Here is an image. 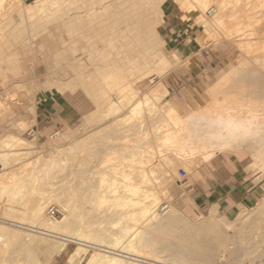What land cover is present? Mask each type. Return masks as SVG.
I'll use <instances>...</instances> for the list:
<instances>
[{"label": "bare ground", "instance_id": "obj_1", "mask_svg": "<svg viewBox=\"0 0 264 264\" xmlns=\"http://www.w3.org/2000/svg\"><path fill=\"white\" fill-rule=\"evenodd\" d=\"M82 1L84 4L85 0ZM88 1L86 0V2ZM101 1L103 2V0ZM152 1H149V3L146 5L145 1L143 0H121V4H117L119 2H116V0L115 4L113 3V0L110 6L114 4L115 6H119L122 5V3L126 5L125 3H127L128 6L126 8L128 9L129 13L127 15L126 12H124L125 15H127V18L126 22H123V27L116 28L117 30L119 29V32L115 29L118 34L116 33V35H114L115 31H113L114 29H112L115 28L112 27L114 23L111 22L113 25L109 23V27H112V31L110 30L109 32L113 33V37L109 33L107 34V30H105L106 33H104L108 35L107 38L111 36L110 39H107V43H104L106 46H104V50H100L102 53L104 51L105 54L100 53V55H97V53L95 54V52H92L94 51L92 50L93 48L91 49V46L95 44V42H97V44L99 43L98 47H100L101 41L98 42L97 38L99 37L96 36L99 35L102 39L105 36L102 31L96 36L92 35L91 37L90 35H88V37L90 36L91 38L95 37V42L92 40L90 41L91 43L88 42L90 37L89 39H87L86 36H84V38H81L82 40L86 39V42H88V45H90V47H87L90 49H87L86 46L85 49L89 52L91 50V52L95 54L94 57L92 53L88 52L89 54H87V51L85 52V54L89 55L88 59L94 57V60L97 63L96 65L91 64L93 65V68L95 67L94 69L96 74L93 73V75H97L96 78L94 77L93 79V75L91 73L86 75L85 78V75H82L83 72L80 73V71L77 72V70H75V77L68 83H65L66 81L61 82L57 80L49 85L45 84L46 89L48 88V94H53L57 98H59V95L63 94L64 92L69 90L70 93H73L75 90H77V87L84 86L86 82V85H90V82L94 80L92 81V83H94V86L97 87V91L95 96H92V99L95 100H93V102H95V104H97L98 106L101 102L110 103L111 100H113L112 98L115 97L113 94L123 88L126 84L131 83L132 85H135V83L137 82L132 81V78L136 76L138 77L143 71L141 66L151 62L152 60L156 62L158 68L170 72L177 64L181 62V53H170L172 55H168L164 52L165 41H161L159 39V27L161 28V25L166 21V12L170 15L174 13V10L171 9V3H173L181 12L182 20L191 18L193 19L194 23L199 24L200 26V29L192 33L191 37H185V40L182 43V46L185 50H189L191 48L196 52V47L200 40L205 35H209L208 37L211 38L217 37L218 42L221 43H225L227 41L234 42L236 48H238L241 53V57L239 56L236 60L237 64L235 66L233 65L234 67H232L229 72L224 73L225 77H223L226 79L222 77L220 80L222 84L220 86L224 87V82H230V84H232V80L235 78V80L237 81L236 83H238L237 86L234 88V86L232 85L231 87H233L234 89L232 90V88L230 87L232 91H230L229 88V92L226 94L223 93L224 95H222L221 98H218L216 96L217 92H214L216 97H212L209 103L204 106L198 107L191 112L207 110L217 105L230 103H239L245 106L253 107L255 109L264 108V0ZM17 2L19 3V0H0V12L2 10H15L20 16H24L32 20L35 14L37 15L42 12H46L47 10L49 11L50 8L57 9L58 11V6L63 3L61 2V0H35L31 4L27 5H23L22 3L18 4ZM19 5H22L23 7H20ZM98 6H96V8H98ZM104 8L105 7L102 8L100 4V8H98V10H106V8ZM107 8L108 12L106 13L108 14L110 7L108 6ZM112 8H114V6L111 7L110 11H112ZM83 9L82 11H84ZM91 9L89 11H92ZM121 9L122 8H120V11ZM71 10L74 12L73 9ZM69 12H64V14L68 15ZM100 12L102 11H98L97 14L99 15ZM113 13L115 15L116 12L114 11ZM101 14L102 17L105 15V13ZM116 14L119 13L117 12ZM73 15L71 16L73 17ZM98 15L95 18L99 20L101 16L99 17ZM125 15L123 14L122 16L124 17ZM47 16L48 18H50L51 15L49 16L47 14ZM71 16L66 17L63 20V26L65 28L67 26L68 29L64 30L66 31L64 35L65 37L61 36L62 38L59 39V41L62 40L61 44H63V46L65 47L69 45V43L67 44V42H69L68 40L70 34H72L71 40L75 41V38L72 39V31L77 27L74 29L73 25L82 24V30L86 32L85 25L88 24L87 21L90 20L89 16L87 15V23L84 25L85 28H83L84 26L82 22H85L84 20L85 18H87L85 17L86 15L84 14L83 17L78 15L79 17H81L77 19L78 22L76 21V17L71 19ZM260 16L262 17L260 18ZM91 17L92 16H90V18ZM105 17L107 18L108 16H104V18ZM119 17H121V15L116 17L118 21ZM46 18H43L44 21ZM92 18H94V16ZM259 18L262 19L261 22L258 21ZM74 19L76 22H73ZM100 19L103 20V18ZM121 19L122 17L120 18V20ZM90 21L93 22L94 20L92 19ZM103 21H105V19ZM96 22L100 23L101 21L96 20ZM53 23L55 24L57 22H51L50 24ZM98 23L96 24L98 25ZM257 23L258 26L259 24H261V26L263 27V31L256 30ZM96 24L93 25L94 27L91 25L89 26L95 29V26H97ZM104 24L106 23H103V25ZM119 24L122 25V23ZM107 25L108 24H106V27ZM100 26L101 23L99 25V28ZM78 27H80V25ZM78 29L80 28H77L76 30ZM75 32L77 33V31ZM139 32H141V35L139 34ZM102 33L104 34L103 37ZM79 36L82 37L81 35ZM105 39L106 36L105 38H103L102 42ZM157 40L160 42L159 45L161 48L157 46ZM205 41L203 42V44L205 43ZM208 41L210 42L209 39ZM73 44L77 45V42L75 41L73 42ZM207 44L208 42L206 43V45ZM210 44L209 46H212V44ZM101 45H103V43ZM216 46H218V44ZM98 47H95V49ZM158 51H161V57L159 59L157 57ZM73 55L74 54H72L71 56ZM84 60L86 61L87 58L85 57ZM66 61L67 64H73L74 62L73 58ZM54 63L56 65V62ZM78 67L80 66H77L76 68ZM54 70L55 68L53 69V71ZM83 70H85V68ZM73 81H77L78 83L76 88L70 86V82ZM140 81H142L141 77ZM219 83L216 82V84ZM64 84H66V86H64ZM162 84L163 83L160 80L155 83L153 82V84L143 93L144 98L142 99L136 98L138 90L133 86L124 94L115 99L117 100L116 102H118L122 107L121 109H123V113L118 114L117 116H114L99 124H94L91 126L88 124L89 121L87 120V124L90 127L88 131L86 130L84 133L73 136L72 138H65L62 144L46 145L43 142L41 143L42 146H39L42 147L40 148L42 149L41 152H28L23 148V151L22 149H19V147H28L30 146V143L33 144V142L42 139L41 135L32 133V140L23 138V136L21 137L20 134L9 133L7 135V140L5 139L4 145H7V150H10L12 148L15 149H12L13 152L10 155L7 154L8 151L4 152L3 150L6 146H3V149L1 148L2 152L0 151L1 154L5 153L2 157L3 160L0 161L2 164L1 167L3 169L2 170L0 168V198L2 195H4V197L6 195V199L8 202V204L6 205V210L3 209L4 211H2V215H0V254H2L1 252H4L8 247H13L14 245H16L19 250L24 252L26 251V254L19 251V254L21 253V256L23 253L25 258L28 253V258L26 257L28 259V262L26 261L27 264H48V262L52 260L51 256L53 255V253H56V251H63L68 243H74L78 246V250L74 251V253L71 255L69 263L74 261L78 256L80 250L85 248L92 252L84 258L85 264H164L165 261L163 258L166 256L167 259L169 257V252L171 254L173 253L172 255L170 254V256L173 257L174 255L173 259L171 258V260L173 261H169L170 264H264V201L257 208L255 207V211H252V213L255 212L254 216L250 217V213H247V210L243 209L242 211L238 212L236 219L234 220L228 219L222 215H218L216 209L211 208V210L200 220L203 222L202 224L205 231L208 230L209 232L213 233L215 237L211 238V240L205 239V241L209 243L208 246L203 248L201 245L196 246L198 241L196 244H193L194 251L189 257L190 259L187 257V259L185 258L187 250L184 247L176 246V249H174V244L172 245V242H170L171 239L174 240V235L171 231H169V228L170 226H174L173 222L177 218V215L173 211L174 209L172 210L170 205H167L165 203L160 205L159 201H162V199L160 198L158 200L157 192V190L159 189L164 194L168 193L171 181H173V177L170 174V171H166L163 169V167L165 166L164 157H168L170 160L173 159L176 163L182 160L184 162L187 161V163L189 162L190 165H193L194 167L196 166L197 168L199 166H202V164L209 163L223 155L241 156L243 152L247 150L249 152L248 157L250 159L248 168L253 170L254 175L257 173L258 177H264V140L257 139L254 141L241 142L222 150H209L207 147L189 138L186 130L181 125V121L186 114L181 112L179 113L173 103L169 101H163L164 96L167 92L162 90ZM216 84H214L213 87L216 86ZM91 86L86 87L90 88L91 91ZM94 86H92V88L96 89L94 88ZM220 86L217 85L218 91V87L220 88ZM84 89L86 90V88ZM227 89L228 88H225V91ZM211 91H213V89H211ZM88 92L89 90L87 91V94ZM143 96L141 95V97ZM5 105H2V108H6ZM34 108H32V110L30 109L31 112H34ZM4 111H6V109ZM143 114H146V116H144ZM145 117L147 118L146 121L144 120ZM21 122L22 121H20L21 127H27V125H24L25 122H22L23 124ZM145 122L147 123V125L145 124ZM129 123H134L136 124L135 126H137L135 137L132 136L134 134L131 131L132 137L130 138L133 145L131 144V146L128 147L130 151L128 153H121L119 155L117 153L111 154L106 151L107 153L104 154L99 162L104 168L103 171L98 172L93 170L91 171L89 169L88 175H86L88 179L92 180V182L94 180V182L96 183H93L92 185V183L90 182V185H88V183V186H86L88 187V191L89 189L91 191L94 189L91 195L92 197L94 196L95 198H93L96 200L92 199V201L94 203H99V208L102 207L101 204L107 200V197H109V195L114 194L116 196L114 203L119 209L117 210V218H115V221H111V225L119 228V232L109 234H106V231L99 232V230H95L96 226L94 227V224L92 223L93 221H90L88 225L86 224L85 229L82 232L78 233L77 231L83 226L80 225V214L74 215L75 213L77 214V211L75 212V210L77 209L78 205L77 207L76 205H72L71 200H74V196H70L71 193L69 192V190H73V188H69L67 184L63 187H59L56 186L57 183H50L51 181H48L52 176H50V174L55 173V171H63L67 167H69L66 166L69 164H67V159L70 155L68 150L71 151L72 148L74 150V147L81 146V149H79V154H82V152L84 151L85 153L86 151L92 153L93 149L91 146V148H89L88 145H91L94 139H103L102 137L110 136V132L117 131L120 126L123 125L124 127L125 124L129 125ZM120 130L121 132H124L122 131V128ZM117 133L118 132H116L115 134ZM124 133L126 134L127 132ZM125 134H121L122 136L120 135V138L123 137L122 141L124 140V136L127 137ZM55 136L60 137L61 135L57 133L55 134ZM114 136L116 137V135ZM134 138L135 140L132 141V139ZM115 139L113 140L116 141ZM66 140L71 141L67 142ZM118 142H121V140ZM84 147L85 149H83ZM126 147L127 146H125L123 149H125ZM86 149H88L89 151ZM109 149L113 150L115 148L111 147ZM123 149L121 148V150ZM116 150H119V148H117ZM10 152L11 151H9V153ZM76 156L77 155H75V157ZM157 158H159V160L157 162L154 161L157 160ZM112 161H114V163ZM12 162H19V165L17 166L18 172L12 170L14 168V165H10L11 167L7 169L4 168ZM171 167V170L174 173V166L172 162ZM193 170L191 169V171ZM179 180L184 179L179 176ZM174 182L176 184L180 183V181L178 180ZM60 196L69 198V200H67V203L65 205L64 203H62L63 205L61 206V208L63 212V218L57 219L55 218L56 215H52V212L56 211L51 210L49 213L47 205L54 198L58 200ZM71 197L73 199H71ZM161 197L163 196L161 195ZM126 207L127 209H129H122ZM120 208L122 210H120ZM70 216L71 218L73 217V221L71 220ZM69 227H72V232L67 231ZM230 230H234V232H232V234H229L228 232ZM97 231L99 233H97ZM179 231H181V229ZM184 231L188 233L189 229L188 231L187 229ZM160 242L166 245H163L164 247L161 245V247H163V249H165V251H167L168 253V256L165 254L163 258V249V251L160 249L162 251H160L161 253H159V251L157 250L158 248L156 249L158 253H156L157 251L155 252V246ZM178 242H180V239ZM203 243L205 242L203 241ZM16 249H14L15 251H11L17 253L16 251L18 250ZM159 254H161V257L159 256ZM6 256L7 259L2 258L3 260L2 262L0 261V264H4L5 262L6 264H19V262H17V260H15L14 258L8 257V255ZM0 257L2 256L0 255ZM4 260L5 262L3 263ZM21 263H24V259L21 260ZM79 263L80 261H78L77 264Z\"/></svg>", "mask_w": 264, "mask_h": 264}, {"label": "rangeland", "instance_id": "obj_2", "mask_svg": "<svg viewBox=\"0 0 264 264\" xmlns=\"http://www.w3.org/2000/svg\"><path fill=\"white\" fill-rule=\"evenodd\" d=\"M33 1H35V0H19V3L20 4L22 3L23 5H25V4L27 5V4H31ZM64 1L65 0H61V2H63L62 3L63 5L61 4L58 6L59 8L57 7L58 11H57V9L50 8L49 11L47 10L46 12H42V13L37 14V15L35 14L34 17L32 18V20H30V18L28 19L27 17L20 16L19 14H17V12L15 10H10V11L2 10L0 12V107H1L0 108V110H1L0 111V143H2V144H0V146H1L0 151L1 152H2L3 146H6L3 150H4V152L8 151L7 154H9V155L13 152L12 149H15V148H12L10 150L9 149L7 150V148H8L7 145H4L5 139L7 140V135L9 133L20 134L21 137L23 136V138H26L29 140H32V136H31L32 133L33 134L37 133L38 135H41L42 139H39L38 141L33 142L34 145L32 143H30L29 144L30 146H28V147H21V148L19 147V149L23 148L25 151H28V152H41L42 149H40V148H42V147H39V146H42L41 143H43V142L46 145L62 144L66 138L67 129H69L75 133L74 135L69 137V138H72L73 136H77V135L84 133L86 130L88 131L90 129L89 125L91 126L94 124H99L105 120H108L114 116H117L118 114L123 113V109H121L122 107L119 105L118 102H116L117 100H115V99H117V97H119L120 95L124 94L128 89L132 88L133 86L135 89L138 90V94H137L136 98L142 99V98H144L143 93L153 84V82L155 83L158 80H160L163 83L162 84V90L167 92L166 95L164 96L163 101H169V102L173 103L175 108L178 110L179 113L181 112V113L187 114V113L191 112L192 110H194L198 107L204 106L207 103H209L211 101L212 97L217 96L218 98H221L222 95H224L223 93L226 94L229 92V88L232 85L235 88L238 84V83H236L237 81L235 80V78L233 79L234 81L232 80V82H233L232 84H230V82L225 83L223 80L226 79V78H224L225 77L224 73L229 72L231 70V68L237 64L236 60L238 59V57L239 56L241 57L240 50L238 48H236V45L234 42L227 41L225 43L224 42L221 43V42H218L217 37L211 38V37H208L209 35H205L200 40V42L198 43V45L196 47V52L191 48L189 50H185L182 46V43L184 41L180 42L175 48H173L172 51H169L168 49L164 48L165 49L164 52L167 53L168 55H172L173 53H181L180 54L181 62L179 64H177L174 67V69H172L170 72H167V71H164V70L158 68L156 65V62L154 60H152L151 62H149L147 64L142 65L141 68L143 69V71L138 76L139 78L137 76L132 78V81H135L137 83H135V85H132L131 83L126 84L123 88H121L115 94H113L115 96V97L113 96L114 98H112L114 101L111 100L110 103L101 102L97 106V104H95V102H93L94 99H92V96L94 97L96 94V91H97V87L94 86V83H92V81H94V80H92L90 82L91 83L90 85L89 84L86 85L87 82L85 83V85L87 87H90L92 85V86H94V88H96V89H93L91 86V91H90V88H87L85 85L84 86L79 85L80 87H77V84H78L77 81H73V82H70V86H72L74 88L77 87L76 88L77 90H75L73 93L72 92L70 93V91L68 90V91L64 92L63 94L59 95L60 96L59 98H57L53 94H48V91H47L48 88L46 89L45 84L49 85L51 83H54L57 80H59L61 82L66 81L65 83H68L70 80H72L75 77V75H76L75 70H77V72L80 71V73L83 72L82 75L84 74L85 78H86V75H88L90 73L92 75H93V73L96 74L95 69H94L95 67L93 68V65H91V64H95V65L97 64L96 61L94 60V57H95L94 55L96 53H97V55L98 54L100 55V53L105 54L104 51H103V53L101 51L104 50L103 48H104L105 44L107 43L106 42L107 39L111 38V36H109L107 38V36H108L107 34L109 33L110 35H112L113 33L109 32L110 30L112 31V29H114L113 31H115V29L117 27H119V28L123 27V24L126 22V18H127L126 16L129 13L128 9L126 8L128 6L127 3H125L126 5H124L123 3H122V5H119V6L116 5L117 6L116 7L115 6V4H116L115 0H114V2H113V0H110V1L105 0V2H104V0H103V2L101 0H90V1L87 0L88 2H86V0H85L84 4H83L82 0H70V1L66 0L65 2ZM98 1H99V3H98ZM143 1H145L146 5H147L149 3V1L151 2L152 0H143ZM112 2L115 4L110 6L112 4ZM116 2H119L117 4H121V0L120 1L116 0ZM97 3L99 6L97 5ZM90 4H92V5H90ZM100 4H101V7L102 8L105 7L106 10L108 9L107 8L108 6L110 7V10H111V7L114 6V8H112V11L114 10L116 13L118 12L121 15L122 19L120 20L121 17H119V21H118V19L116 17H118L120 15L116 14V13L114 15V13H113L114 11L112 12L109 10V13L107 14L106 12H108V10L107 11L106 10H98V8H100ZM104 4H105V6H104ZM19 6L21 7L22 5H19ZM69 6H70V8H69ZM96 6H98V8H96ZM66 7H67V9L70 10V12H69V10L66 9ZM76 8H78V9H76ZM91 8H93V9H91ZM120 8H122L121 9L122 13L120 11ZM177 8L178 7L175 4L171 3V9L174 10V13H172L170 15L169 13L166 12L165 13V19L167 20V18H173L175 20V22L182 23V25L188 30L187 32H185V34H186L185 36L191 37L192 33L196 32L197 30L200 29V26H199V24L194 23L193 19H191V18H189L187 20H182V17H181L182 14ZM71 9H73V10L76 9V10H74V12H76L79 16L83 17V15L85 14L86 15L85 17H87V15H88L89 19L90 20L93 19L95 22L94 21L91 22L90 20L87 21L88 17L85 18V20H84L85 22H82V23L84 26L88 22V24L85 25L86 28H85V26L83 27V28H85L86 32H84V30H82V24H74L73 25L74 29L76 27L80 28V29H78L79 31L76 30L77 28L72 31L73 32V38L72 39L75 38L77 45L73 44V42H75V41L71 40L72 34H70L69 40H68L69 42H67V44L69 43L70 46L68 45L69 47L68 46L65 47V46H63V44H61L62 40L59 41V39L62 38L61 36H64L66 33V31H64V30L68 29L67 26H66V28L63 26L64 25L63 20L66 17H70L73 14L74 15H73V17L71 16V19L76 17V21L78 22L77 19L81 18L76 13H74ZM82 9L84 11L86 10L85 13H84V11H82ZM90 9L92 11H89ZM53 10H56V11H53ZM65 10H67V11H65ZM87 10L89 13L87 12ZM98 11H102V12H100V14L98 15L97 14ZM64 12H69L68 15L69 14H71V15L68 16L67 14H64ZM94 12L99 17L101 16L100 18H103V20L105 19V21H106L105 22L99 18V20L101 21L100 22L101 23V26H100L101 30L99 28L100 23L96 22V20L97 21H99V20L97 18H95V17H97V15ZM124 12H126L127 15H125ZM101 13H103V14L105 13L104 16H108V17L107 18L106 17L104 18V16L102 17ZM47 14L49 16L51 15L50 18H48ZM123 14L125 15L124 17L122 16ZM46 16H47V18H46ZM90 16H92V17L94 16V18L91 17L92 18L91 19ZM261 17L262 16H260V18ZM43 18H46L47 20L45 19V21H44ZM124 18H125V20H124ZM260 18L258 19V21L261 22L262 19H260ZM50 21L51 22L56 21L57 23L50 24L51 23ZM76 21L74 19L73 22H76ZM111 22H113L115 26ZM96 23H98V25ZM103 23L108 24L107 27H106V24L103 25ZM109 23H111L113 25V26L112 25L111 26L115 27V28L109 27L110 26ZM119 23H122V25ZM94 24L97 25V26H95V29H93L91 27ZM116 24H117V26H116ZM79 25H80V27H78ZM89 25H91V26H89ZM257 26H258V23L256 25V30L263 31V27L261 26V24H259L258 27ZM87 27L88 28L90 27L91 29L90 28L88 29ZM98 28H99V30H98ZM162 28H163V24L161 25V28L159 27V39L161 41L164 40L162 37V35H163ZM81 30L83 31V33ZM105 30H107V34H105L106 33ZM75 31H77V33ZM90 31H92L95 34H93ZM101 31L103 33L105 32L104 34L106 36V39L103 42H102V40H103V38H105V36L103 37L104 34L102 33V37H103L102 39L100 38L101 36L98 35ZM117 31H115L114 35H116V33L118 34L119 31L118 32ZM74 32H75V37H74ZM87 32H88V34H87ZM96 32H98V33H96ZM139 34L141 35V32H139ZM79 35H81L82 37H80ZM88 35H90L91 37H92V35H95V36L98 35L96 37H99L101 39L100 40L99 38H97L98 42L101 41L100 47H98L99 43L97 44V42H95L96 38L93 37L94 38L93 39L89 36L90 37V39H89ZM84 36H86V38L89 39L88 42H90L91 40L95 42V44L92 45L93 47L91 46V49L93 48L92 50H94L92 52L93 53L95 52V54H93L91 52V50L89 52L88 50L85 49V46L87 48V47H90V45H88L89 43L86 42V39H83V40L81 39V38H84ZM76 37H77V39H76ZM112 37H113V35H112ZM206 38H207V40H206ZM204 39L208 42V44H207L208 46L206 45L207 42ZM208 39L210 40V42L208 41ZM203 40L205 41L204 44H203V42H204ZM82 41H85L86 44H85V42H82ZM213 41L215 44L213 43ZM94 42H92V43H94ZM156 42H157L156 43L157 46L160 47V45H159L160 42L158 40ZM102 43H103V45H101ZM210 43L212 44V46H209ZM217 44H218V46H216ZM95 47H98L99 49L98 48L95 49ZM204 47H206V48H204ZM53 48H55V49H53ZM87 49H90V48H87ZM98 50L99 51L101 50V51L99 52ZM85 52L87 54L92 53L94 57L89 58V59H91V60H89L88 59L89 55L85 54ZM187 52H189V54H191V56L190 55L188 56ZM58 53H60V54H58ZM170 53H172V54H170ZM72 54H74V55L71 56ZM82 54H84V55H82ZM208 54H215L217 56V59L215 60V64L213 65V68H211L210 71L205 73L202 80L199 83H197L196 86L191 91L179 92V90L175 89L172 86L174 72H176L177 67H183L185 65H188L189 62H191V61H196V60L199 61V59L202 56H207ZM85 57L87 58L88 61L84 60ZM157 57H158V59L161 57V51L157 52ZM55 58H56V61H55ZM72 58L74 60L73 64H67L66 60H69ZM76 59L79 62H77ZM57 61H58V63H57ZM54 62H56V65ZM84 62H85V64H84ZM77 66H80V67L76 68ZM102 66H103V64H102ZM54 68H55V70L53 71ZM84 68H85V70H83ZM86 69H88V70H86ZM65 73H66V75H65ZM64 76H66V77H64ZM96 76L97 75H93L92 78L94 79V77L96 78ZM140 77H141L142 81H140ZM222 77L224 78L222 80L224 82L223 86L225 88H228L227 89L228 91L227 90L225 91V88L220 86V85H222L221 81H220ZM136 78H137V80H136ZM219 81H220V83H219ZM78 82H79V80H78ZM216 82L219 84H216ZM214 84H216V86L213 87ZM217 85L220 86V88L218 87L219 91L217 90ZM64 86H66V84H64ZM84 88H86V90ZM210 88L213 89V91H211ZM231 88H232V90L234 89L233 87H231ZM231 88H230V91H232ZM220 89H222V90H220ZM88 90H89V92H88L89 95L87 94ZM93 90H95V91H93ZM223 90H224V92H223ZM214 92L215 93L217 92L216 96H215ZM29 94H31V95H29ZM167 94H169V95H167ZM141 95L143 97H141ZM8 96L11 99H9ZM4 100H5V102H4ZM1 101H2V104H1ZM33 103L35 104V106ZM61 103L64 106H60L59 104H61ZM2 105L3 106L5 105L6 108L5 107L2 108ZM32 108H34L33 109L34 112H31ZM65 108H69V109L75 111V118L72 120L71 123H65L64 120L60 119ZM5 109H6V111H4ZM37 114L39 115L40 120L36 124L35 116ZM143 115L146 116V114H143ZM144 120L146 121L147 118L145 117ZM20 121L25 122L24 125H27V127H25V126L21 127ZM87 122L89 125L87 124ZM145 124L147 125L146 122H145ZM135 125L136 124H134V123H129V125L125 124L124 127H123V125L120 126L122 128V131L127 132L126 134L124 132H121V130H120L121 128L119 127V129H117V131H112L113 133L110 132L109 133L110 136L102 137L103 139L100 138L101 140L100 139H97V140L94 139L92 141V144L88 145L89 148L92 147V149H93L92 153H94V154H92L91 152H87V151H86V153L84 151V152H82V154H79V149H81V146L80 147H74L75 149L73 150V148H72L71 151L68 150V152L70 153V155H69L70 157L68 156L69 160L67 159V164L68 163L69 164L66 166H69V167H67L69 169L66 168L63 171H55V173L50 174V176L52 175L50 177V180H48L49 182L51 181L50 183H53V184L57 183L56 186H59V187L60 186L63 187L67 184V186H69V188H73V190L71 189V190H69V192L71 193L70 196H72V197L74 196L73 197L74 200H71V199H73L72 197L70 200L72 201L73 206L76 205V207H77V205H78L77 209L75 210V212L77 211V214L74 212L75 213L74 215L80 214L79 215L80 225L83 226L81 229H79L77 231L78 233L82 232L85 229L86 224L88 225V223L90 221L91 222L93 221L92 223L94 224V227L96 226L95 230H99V232L100 231H106V234L119 232V228L111 225V223L113 221H115V218H117V214H118L117 210L119 209L116 207V204L114 203L116 196L114 194L109 195V197H107V200L101 204L102 207L99 208V203H97V202L94 203L92 201V199L95 198L94 196H93L94 197L93 198L91 195L94 189L92 191L89 189V191H88V187H87L88 185H90V182L92 183V185H93V183L94 184H96V183L94 182V180L92 182V180L88 179L86 175H88L89 169L91 171L92 170L98 171V172L103 171L104 168L102 167V165L99 162L102 159V157L104 156V154H106L107 152H109L111 154L117 153L119 155L121 153H128L130 151V149L128 147H130L131 144L133 145L130 137H132V136L135 137V132L137 131V126H135ZM20 128H22V129H20ZM131 131L134 135L131 134ZM77 132H78V134H77ZM116 132H118L117 133L118 135L115 134ZM54 133L55 134L58 133L61 136L60 137L55 136ZM121 134H123V135L125 134L127 137L129 135L130 136L128 138L124 136L125 141L124 140L122 141L123 137L120 138L122 136ZM114 135H116V137ZM118 136H119V138H118ZM112 138L113 139L117 138V139H115L116 141H114ZM117 140L118 141L121 140V142H118ZM134 140H135V138L132 139V141H134ZM66 141L70 142L71 140L70 141L66 140ZM117 142L119 143V145ZM128 142H129V144H128ZM123 145H124V147L125 146H127V147L125 149H123L124 148ZM118 146H120V147H118ZM111 147L115 148V149H113L115 152L112 149H109ZM117 148H119V150H116ZM121 148L123 150H121ZM23 149H22V151H23ZM83 149H85V147ZM88 149H86V150H88ZM17 150H18V148H17ZM29 150H31V151H29ZM9 151H11V152L9 153ZM1 152H0V157H1L0 161L3 160L2 157L5 154V153L1 154ZM248 153L249 152L246 150L243 152V154L240 157H238L236 159V166L237 167H235V168L237 169L238 174H240L241 177H244V179H245L244 181L248 182L254 188V193H255L254 200L248 206H246V207L242 206L241 208H238L234 214L223 215V214L218 213V215L225 216L228 219H233V220L236 219L238 212L242 211L243 209L247 210V213L248 212L250 213L249 216L251 215L250 217H252L255 215L254 214L255 212L252 213V211L254 209H256L264 201V177H258L257 173L254 175L253 170H250L248 168V164L250 161V159L248 157ZM86 154H88V155H86ZM75 155H77V156L75 157ZM72 157H74V158H72ZM164 159H165V166L163 167V169L166 171L167 170L170 171V174L173 177V181H171V185H170V188L168 189V191H169L168 193L164 194L159 189H158L159 191L156 189L158 192V200L160 198L162 199V201L164 200L163 202L161 200L159 201L160 205L165 203L167 205H170L172 210L174 209L173 211L177 215V218L173 222L174 226H172V227L170 226V228H169V231H171L172 234L174 235V237H173L174 240L171 239L170 242H172V245L174 244L173 245L175 247V248L173 247L174 249H176V246L177 247L178 246L184 247L187 250V251L185 250L186 251L185 258L186 257L189 258L194 251L193 244H196L198 241L196 246L201 245L203 248V247L208 246V243H209V242L205 241V239L211 240V238L215 237V235L213 233L209 232L208 230L205 231V229L203 228V224H202L203 222L200 220L203 218V216L206 214L207 211L196 209L195 207H193L192 202L189 198V194L187 193V185L190 183H193L195 181H199L201 178L204 177L205 174L202 176L201 175L196 176V174L194 173L196 170V166L194 167L193 165H190L189 162L187 163V161L184 162L182 160V161H178L176 163L175 160H173V159L170 160L168 157H164ZM158 160H159V158H157V160H154V161L157 162ZM112 162L114 163V161H112ZM171 162L173 163V166H174V173L171 170L172 169ZM10 165H12V166L14 165V168L12 170H15V172H18L17 166L19 165V162L18 163L12 162L8 166H5L4 168L7 169V168L11 167ZM1 166H2V164L0 162V168L2 169ZM222 166H226V165H222ZM228 167L231 168V171L232 170L234 171L232 166H228ZM191 169L192 170L194 169V170L191 171ZM218 169H221L222 171H225L227 173L231 172L227 168H221V167L216 168L213 166L209 167V171H211V172L216 171ZM84 170H85V172H84ZM180 170H183L186 173V178L184 180H179L178 174H179ZM53 174H55V175H53ZM67 174H69V175H67ZM85 179H87V180H85ZM176 180L185 183V187H184L185 192H183V187L180 188L176 185V183L174 182ZM72 185H73V187H72ZM74 189H75V192H74ZM88 193H90V194H88ZM160 194L163 197H161ZM6 198H7L6 195H5V197H4V195H2L0 198V215H2L1 213H2V211H4L3 209L6 210V207H7L6 205L8 204ZM60 198L58 200L55 198L52 199L47 205L49 213L51 210L56 211V217L55 216L54 217L57 219L63 218L62 217L63 212H62L61 206L63 205L62 203H64V205H65L67 203V200H69V198H64L61 196H60ZM94 200H96V199H94ZM122 209L128 210L129 208L127 209V207H126V208H122ZM122 209L120 208V210H122ZM115 215H116V217H115ZM70 218H71V216H70ZM72 218H71V220H72ZM77 225H78V222H77ZM199 225L202 227H200ZM195 227L196 228L198 227V228L196 229ZM69 229H71V230H69ZM180 229H181V231H179ZM186 229H187V231L189 229L188 233L186 231H184ZM67 231L72 232V227L71 228L69 227ZM190 231H191V233H190ZM99 232L97 231V233H99ZM232 232H234V230H230L228 233L232 234ZM196 233H197V235H196ZM179 239H180V242H178ZM203 241L205 243H203ZM160 243L156 244L155 252L157 250L159 251V253H161L163 250L165 251V249H163V247L166 245L164 243L163 244L162 243L160 244ZM206 243H207V245H206ZM161 245L162 246L164 245V246L161 247ZM10 247H8L4 252H1L2 254L4 253L3 255L0 254L2 256V257H0L1 262L3 260L2 258L7 259L6 255H8V257H11V258H14L15 260H17V262H19V264H22L21 260H23V259H24L23 264H25L26 261L28 262V259H27L28 253H27V256H25V258H24V254H26V251L24 252V251L19 250V248L16 245L11 247V249H10ZM16 248H18V249H16ZM14 249L18 250V251H16L17 253L13 252V251H15ZM160 249L161 250L163 249V250L161 251ZM11 250H13V251H11ZM76 250H78V246L76 244L68 243L63 251H58V252L56 251V253H53V255L51 256L52 260H50L48 262V264H77L78 261H80L79 264H85L84 258L86 256H88L90 253H92L90 250L85 249V248L80 250L76 259L74 261H72L71 263H69L71 255ZM19 251L24 253V254L22 253L23 257L21 256V253L19 254ZM158 251L156 253H158ZM5 252H6V254H5ZM163 252H162V258L165 256V254L168 256L167 251H165L166 253L165 252L163 253ZM170 254L171 253L169 252L170 258L168 257L166 259V256L163 258L165 261L164 264L166 262H168L166 264H170L169 261H173V260H171V258L173 259L174 255L172 257V256H170ZM159 256L161 257V254H159ZM17 257H19V258H17ZM20 258H22V259H20ZM8 260H9V258H8ZM166 260H168V261H166ZM4 262H5V260L3 261V263ZM27 262H26V264H27ZM4 264H6V262Z\"/></svg>", "mask_w": 264, "mask_h": 264}, {"label": "crops", "instance_id": "obj_3", "mask_svg": "<svg viewBox=\"0 0 264 264\" xmlns=\"http://www.w3.org/2000/svg\"><path fill=\"white\" fill-rule=\"evenodd\" d=\"M187 31L182 23L175 22L173 18H167L162 28L165 48L172 51L180 42L184 41L185 37H187L185 36V32ZM187 54L191 56L189 52ZM216 59L217 56L215 54H208L207 56H202L199 61H191L188 65L177 67L176 72H174L172 86L179 90V92L191 91L202 80L205 73L213 68ZM59 105L64 106L62 103ZM74 118L75 111L69 108H65L60 117L65 123H71ZM35 120L37 124L40 120L38 114L35 116ZM74 134L73 131L67 129L66 138ZM238 157L240 156L223 155L196 168L194 172L196 176L205 175L199 181L187 185V193L189 194L193 207L207 211L206 214L212 208L216 209L219 214L229 215L234 214L242 206H248L254 200V188L248 182L244 181V177H241L235 168L237 167L236 159ZM210 166L227 168L230 171L231 168L228 166H232L234 171L232 170L227 173L218 169L219 171L211 172L209 171ZM176 185L180 188L183 187V192H185L184 182Z\"/></svg>", "mask_w": 264, "mask_h": 264}, {"label": "clouds", "instance_id": "obj_4", "mask_svg": "<svg viewBox=\"0 0 264 264\" xmlns=\"http://www.w3.org/2000/svg\"><path fill=\"white\" fill-rule=\"evenodd\" d=\"M181 125L190 139L209 150H222L241 142L264 140V108L239 103L217 105L186 114Z\"/></svg>", "mask_w": 264, "mask_h": 264}, {"label": "built area", "instance_id": "obj_5", "mask_svg": "<svg viewBox=\"0 0 264 264\" xmlns=\"http://www.w3.org/2000/svg\"><path fill=\"white\" fill-rule=\"evenodd\" d=\"M179 176H180L182 179H185V178H186V173H185L183 170H180V171H179ZM52 215H56V212H52Z\"/></svg>", "mask_w": 264, "mask_h": 264}]
</instances>
